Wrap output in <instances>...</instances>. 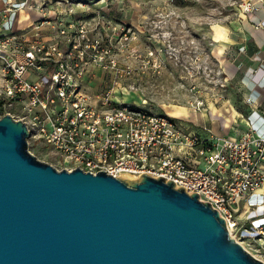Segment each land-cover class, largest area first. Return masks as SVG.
Returning a JSON list of instances; mask_svg holds the SVG:
<instances>
[{
    "label": "built area",
    "instance_id": "built-area-1",
    "mask_svg": "<svg viewBox=\"0 0 264 264\" xmlns=\"http://www.w3.org/2000/svg\"><path fill=\"white\" fill-rule=\"evenodd\" d=\"M61 5L73 4L0 0V118L9 115L24 123L28 139L47 147L61 170L102 171L131 180L146 173L172 181L217 210L236 242L248 234L264 251V211L246 213L249 199L264 189L260 106L246 99L247 112L231 103L229 113L214 108L204 113L206 87L193 85L189 91L195 98L188 104L195 119L188 124L185 117L158 111L147 99L128 102L126 88L116 81L117 89L88 91L87 24L77 23L71 7L62 10ZM91 46L99 48V41ZM112 53L101 49L99 59L109 60L99 66L117 79L131 78V65L113 59ZM149 57L156 63L152 51ZM222 100L219 96L214 102ZM214 118L220 120L218 129ZM247 221L249 226L242 227Z\"/></svg>",
    "mask_w": 264,
    "mask_h": 264
},
{
    "label": "water",
    "instance_id": "water-1",
    "mask_svg": "<svg viewBox=\"0 0 264 264\" xmlns=\"http://www.w3.org/2000/svg\"><path fill=\"white\" fill-rule=\"evenodd\" d=\"M28 138L0 118V264H264L172 181L57 171Z\"/></svg>",
    "mask_w": 264,
    "mask_h": 264
},
{
    "label": "rangeland",
    "instance_id": "rangeland-1",
    "mask_svg": "<svg viewBox=\"0 0 264 264\" xmlns=\"http://www.w3.org/2000/svg\"><path fill=\"white\" fill-rule=\"evenodd\" d=\"M259 1L70 0L73 4L71 10L75 12L73 17L77 23L86 22L88 29V54L91 55L88 56V91L98 94L112 87L117 89V85H113L116 81L132 94L127 97L128 102L142 98L156 106L158 111L181 110L184 116L177 117H185L188 124H193L195 118L189 115V109L193 107L188 102L195 95L189 89L201 84L206 87L202 93H208L209 97L204 113L214 109L221 112L226 109L229 113L231 103H241L240 88L236 86V80H229L225 69L219 66L216 47L220 42L225 45L222 47L223 57L226 51L235 48L231 41L236 30L230 29L231 24L244 22L250 14L258 12L255 2ZM247 4L250 8L246 7ZM70 7L63 5L62 10ZM217 24L224 27L223 32L217 30ZM95 41H99L100 47L92 49L91 44ZM101 49L112 51L113 59L131 65L135 74L129 79H117L109 70L102 69L100 61L105 65L109 58L99 59ZM151 51L156 63L149 57ZM219 96H222V102L215 103ZM197 119L200 123L199 114ZM212 120L213 128L218 129L220 120ZM27 144L28 152L37 160L61 171L47 147L34 145L30 139ZM262 195L249 199L250 207L247 206L246 213L251 211L253 216L262 211L259 208L264 206ZM239 242L264 262V251L248 234H244Z\"/></svg>",
    "mask_w": 264,
    "mask_h": 264
},
{
    "label": "crops",
    "instance_id": "crops-1",
    "mask_svg": "<svg viewBox=\"0 0 264 264\" xmlns=\"http://www.w3.org/2000/svg\"><path fill=\"white\" fill-rule=\"evenodd\" d=\"M255 3L258 12L250 14L244 22L230 26L236 30L231 41L235 48L226 51L224 57L217 55V58L219 66L227 72V78L236 80L235 84L240 88L241 103L237 107L243 112L248 111L243 102L249 99L260 106L259 111L264 115V94H261L264 93V0ZM241 47L243 51L239 50Z\"/></svg>",
    "mask_w": 264,
    "mask_h": 264
},
{
    "label": "bare ground",
    "instance_id": "bare-ground-1",
    "mask_svg": "<svg viewBox=\"0 0 264 264\" xmlns=\"http://www.w3.org/2000/svg\"><path fill=\"white\" fill-rule=\"evenodd\" d=\"M248 6V5H247ZM216 28H217V30L219 31V32H223L224 31V27L223 26H221V25H216ZM223 46H225L222 42H220L218 45H217V47H216V53H217V55H222V53H223V51H222V47ZM128 92H129V90L128 89H125L124 90V96H125V99L129 96V95H132V94H128ZM130 93V92H129ZM132 98V97H131ZM128 100V99H127ZM134 100H136V99H134ZM139 100V99H138ZM138 100H136V101H138ZM176 111V112H175ZM169 114L171 115V116H174V117H177V115H181V116H184V115H182V111L181 110H171V111H169ZM124 179L125 180H131L132 178H129V177H124ZM262 194H264V189H261V190H258L257 191V193L255 194L256 196H260V195H262ZM259 208L260 209H264V206H259ZM237 243H239V242H237ZM241 246H242V244L241 243H239ZM243 247V246H242ZM243 249L244 250H246L244 247H243ZM247 251V250H246ZM248 252V251H247ZM249 253V252H248ZM253 257H255L254 255H253ZM256 258V257H255ZM256 259H258V258H256Z\"/></svg>",
    "mask_w": 264,
    "mask_h": 264
},
{
    "label": "trees",
    "instance_id": "trees-1",
    "mask_svg": "<svg viewBox=\"0 0 264 264\" xmlns=\"http://www.w3.org/2000/svg\"><path fill=\"white\" fill-rule=\"evenodd\" d=\"M234 107L237 108V109H239V108L237 107L236 103L234 104ZM245 112H247V111H245ZM248 225H249V222L247 221V222H245V223L242 225V227H248Z\"/></svg>",
    "mask_w": 264,
    "mask_h": 264
}]
</instances>
